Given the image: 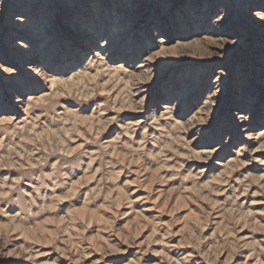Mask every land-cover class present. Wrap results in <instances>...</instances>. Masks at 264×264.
Masks as SVG:
<instances>
[{"label": "rangeland", "instance_id": "1", "mask_svg": "<svg viewBox=\"0 0 264 264\" xmlns=\"http://www.w3.org/2000/svg\"><path fill=\"white\" fill-rule=\"evenodd\" d=\"M0 3V264H264V0Z\"/></svg>", "mask_w": 264, "mask_h": 264}, {"label": "clouds", "instance_id": "2", "mask_svg": "<svg viewBox=\"0 0 264 264\" xmlns=\"http://www.w3.org/2000/svg\"><path fill=\"white\" fill-rule=\"evenodd\" d=\"M2 7H3V5H2V3H0V8H2ZM257 8H259V9H261V10H264V8H260V7H257ZM257 8H253V9L251 10V15H252L253 17H255V18H256V9H257ZM224 16H225V12L222 10V11L219 13V15H217V16H215V17L213 18L212 23H213V24H218L221 20H223ZM15 19H16L17 21H19V22H22V21H23V18L20 17L19 15L16 16ZM256 20H258V21H260V22H264V18H260V19H257V18H256ZM231 37H232V40H231V42H229L227 45H235V44L237 43L238 37H237V36H231ZM17 43H18V45L21 46L22 48L27 49V48L29 47L28 43H24L23 45H21V42H20L19 40L17 41ZM224 49H225V46H222V49H221V50H222V52H223V56L225 55V52L223 51ZM223 56H222V57H223ZM222 57H220V58H222ZM223 75H226V72H225V69H224V68H223V71L221 72V76H223ZM219 82H220V79H219ZM218 90H219V93H220V92H221V88L218 87ZM219 99H220V96H217V100H219ZM141 104H142V102H141ZM238 110H239V109H238ZM240 111H242V110H240ZM242 112L245 113L243 119H248V118L252 117V112H251V111L244 110V111H242ZM72 131H75V129H72ZM69 139H71L70 136H69ZM59 143H60V144H63V140L59 141ZM52 151H53V152H58L59 149L56 148V149H53ZM65 155H71V153H70V152H65ZM159 155L163 156L164 154H163V152H161ZM151 159H152V160H156V156H155V155L151 156ZM65 166H67V165H65ZM53 169L56 170V171H59V169L57 168V165H55V164L53 165ZM119 174H120L119 172H116V173H114L113 175L109 176L108 179H111V180L114 181L116 178H118ZM59 175H60L61 177H63V176L66 175V173H64V172H62V171H59ZM184 179H189V177L185 176ZM161 180L164 181V178L161 177ZM164 182H166V181H164ZM205 187H206V186H205ZM99 194H100L99 192L96 193L97 196H98ZM94 198H95V197H93V199H94ZM44 210H45V209H41V211H44ZM5 243H7V241H5ZM29 258H31V255H29Z\"/></svg>", "mask_w": 264, "mask_h": 264}, {"label": "bare ground", "instance_id": "3", "mask_svg": "<svg viewBox=\"0 0 264 264\" xmlns=\"http://www.w3.org/2000/svg\"><path fill=\"white\" fill-rule=\"evenodd\" d=\"M241 115H239V117H240Z\"/></svg>", "mask_w": 264, "mask_h": 264}]
</instances>
